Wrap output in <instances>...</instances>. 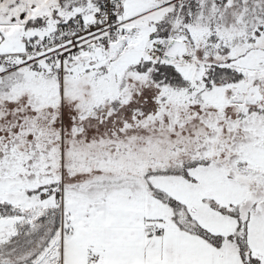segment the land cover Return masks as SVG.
<instances>
[{
  "label": "snow or ice",
  "instance_id": "1",
  "mask_svg": "<svg viewBox=\"0 0 264 264\" xmlns=\"http://www.w3.org/2000/svg\"><path fill=\"white\" fill-rule=\"evenodd\" d=\"M0 264H264V0H0Z\"/></svg>",
  "mask_w": 264,
  "mask_h": 264
}]
</instances>
